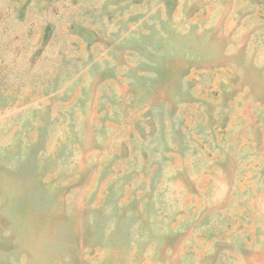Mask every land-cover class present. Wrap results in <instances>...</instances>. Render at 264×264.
Listing matches in <instances>:
<instances>
[{"label":"rangeland","instance_id":"obj_1","mask_svg":"<svg viewBox=\"0 0 264 264\" xmlns=\"http://www.w3.org/2000/svg\"><path fill=\"white\" fill-rule=\"evenodd\" d=\"M0 264H264V0H0Z\"/></svg>","mask_w":264,"mask_h":264}]
</instances>
